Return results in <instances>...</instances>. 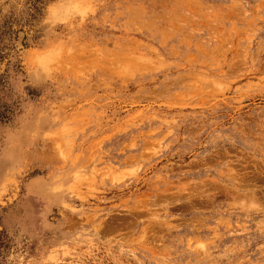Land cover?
<instances>
[{
  "label": "rangeland",
  "instance_id": "374dc122",
  "mask_svg": "<svg viewBox=\"0 0 264 264\" xmlns=\"http://www.w3.org/2000/svg\"><path fill=\"white\" fill-rule=\"evenodd\" d=\"M3 110L0 264H264V0H0Z\"/></svg>",
  "mask_w": 264,
  "mask_h": 264
},
{
  "label": "trees",
  "instance_id": "16d2710c",
  "mask_svg": "<svg viewBox=\"0 0 264 264\" xmlns=\"http://www.w3.org/2000/svg\"><path fill=\"white\" fill-rule=\"evenodd\" d=\"M6 110H3L1 113H0V120H2V119H5L6 117H5V115H6Z\"/></svg>",
  "mask_w": 264,
  "mask_h": 264
},
{
  "label": "bare ground",
  "instance_id": "6f19581e",
  "mask_svg": "<svg viewBox=\"0 0 264 264\" xmlns=\"http://www.w3.org/2000/svg\"><path fill=\"white\" fill-rule=\"evenodd\" d=\"M130 42V41H129ZM133 46V45H132ZM118 56V55H117ZM127 57V56H126ZM129 59V58H128ZM127 60V59H125ZM130 60V59H129ZM134 62V61H133ZM106 67V66H105ZM139 67V66H138ZM117 69V68H116ZM120 72V71H119ZM246 186V185H245ZM254 193V192H253ZM255 194V193H254ZM251 195V194H250ZM250 197V196H249ZM248 199V198H247ZM257 203V202H256ZM258 205V204H257ZM260 206V205H259Z\"/></svg>",
  "mask_w": 264,
  "mask_h": 264
}]
</instances>
